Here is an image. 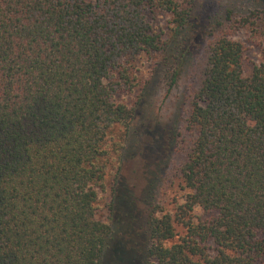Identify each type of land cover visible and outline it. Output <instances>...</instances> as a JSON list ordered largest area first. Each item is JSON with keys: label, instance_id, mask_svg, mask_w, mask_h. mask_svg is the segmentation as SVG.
Instances as JSON below:
<instances>
[{"label": "trees", "instance_id": "trees-1", "mask_svg": "<svg viewBox=\"0 0 264 264\" xmlns=\"http://www.w3.org/2000/svg\"><path fill=\"white\" fill-rule=\"evenodd\" d=\"M198 3L0 0V264H264V60L245 72L230 29L247 20L222 11L190 40ZM142 52L169 88L189 69L162 174L165 201L184 195L134 243L117 191L114 224L96 208L148 86Z\"/></svg>", "mask_w": 264, "mask_h": 264}, {"label": "rangeland", "instance_id": "rangeland-1", "mask_svg": "<svg viewBox=\"0 0 264 264\" xmlns=\"http://www.w3.org/2000/svg\"><path fill=\"white\" fill-rule=\"evenodd\" d=\"M197 3L190 40L202 41L215 25L214 21L211 23L210 15L222 11L224 16L229 15L233 20H247L239 27L232 21L230 29L233 37L245 45V72L249 73L255 64L264 60V18H259L264 3L262 0H197ZM146 17L158 29H166L171 19V15L163 11L147 10ZM135 66L138 67L139 76L148 79V86L135 108L123 148L120 153H113L110 157L105 175L106 189L99 193L96 217L114 224L118 212H113L110 205L113 193L117 191V205L122 208L127 220L120 231L134 243H139L144 239L147 216L154 204L163 213L174 204L172 200H183L184 191L177 187L165 201L162 174L171 150L189 69L186 65L179 80L169 88L164 78L167 65L159 60L157 54L140 53ZM124 94L129 100L133 95L121 91L120 96ZM116 136L117 131L114 132ZM195 212L199 214L201 210L196 208Z\"/></svg>", "mask_w": 264, "mask_h": 264}]
</instances>
